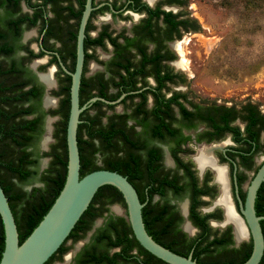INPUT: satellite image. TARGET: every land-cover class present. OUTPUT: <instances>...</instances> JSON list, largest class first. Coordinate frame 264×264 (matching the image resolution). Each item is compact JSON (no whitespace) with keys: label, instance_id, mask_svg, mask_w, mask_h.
<instances>
[{"label":"flooded vegetation","instance_id":"obj_1","mask_svg":"<svg viewBox=\"0 0 264 264\" xmlns=\"http://www.w3.org/2000/svg\"><path fill=\"white\" fill-rule=\"evenodd\" d=\"M87 3L88 0H0V85L6 88V95L11 96L19 90L18 87L22 91L34 88L38 97L23 103V106L35 104L45 113L44 117H56L54 125H51L54 131L60 114H51L50 111L60 108L67 95V87L70 96V73L75 69L78 33ZM173 5L181 7L184 0H90V11L83 29L79 105H86L84 110H87L89 116L100 117L102 125L111 117L125 124L129 136L144 144V152L155 149L158 156L154 161V174L168 175L169 178L177 175L180 184L190 180L187 172L194 175L198 186L202 188L198 197L202 204L198 210L209 204L205 199L213 200L214 204L223 209V212L218 208L211 211L216 217L208 219L209 225L212 219L221 220L223 217L219 222L221 225L225 221V209L218 203L223 189L228 195L233 213L244 222L235 190L237 186L238 194L244 202L247 186L264 161V131L260 129L263 123H257L253 129L258 131L256 141L250 145L238 143L239 139L232 132L221 130L219 126L223 124V112L233 108L229 112L227 124L238 126L243 132L246 121L241 117L248 111L242 105L196 103L187 92L174 88L176 84L184 82L183 74L175 70L174 66L186 70L178 64L181 55L177 47L180 45L184 49L185 44V41L179 39L183 32H195L197 29L192 18L180 10L173 11ZM168 12L171 15H167ZM128 62L137 64L138 68L143 66V70L134 76L135 83L130 86L132 89L126 87L129 85H125L124 79V66ZM158 66L161 67L160 73L157 72ZM172 74L175 76L172 77ZM174 93L185 96L179 98V101L192 114L183 116L180 106L176 104H171L169 111L165 106H160L165 109V113L168 112V115L163 114L165 121L170 123L168 128H175L178 133L169 134L164 127L161 135H155V127L159 122L153 113L154 107L159 98L169 99ZM95 97L97 99L93 100ZM107 101L116 102L110 104ZM234 114L238 115L235 117ZM257 115L264 118V112L259 108ZM179 138L181 143L174 154L172 149L176 147ZM192 142L195 150L189 148ZM201 153L208 157V164L199 165L196 158ZM96 156L100 157L99 154ZM176 158L187 165L188 170L179 165ZM166 164L170 167H166ZM219 168L223 171L224 185L217 179ZM148 181L145 173L136 180L140 193H148ZM241 194H244V198ZM173 199H183L179 205L180 210L172 202ZM165 202L174 205L182 216L183 220L178 226L181 231L187 238L195 237L198 228L188 217L191 205L189 192L174 195L167 190L164 197L154 194L151 198L152 204ZM113 204H105L107 210L101 215L84 219L76 234L60 245L61 251L56 253L51 264H168L150 255V252L140 250L136 245L130 249H124L127 246L125 242L114 245L118 239L115 233L108 236L99 231L107 221L114 220V216H121L111 209ZM185 208L188 209L187 219L196 228L192 234L186 229V218L183 216ZM219 215L220 218H217ZM225 223L231 224L232 243L226 245L228 248H239L243 243L252 241L248 232V240L243 238L236 245L234 224ZM242 224L245 228L246 225ZM226 227L216 229L218 233L210 235L209 239L221 236ZM178 246L177 250L180 251L181 247H185V242ZM116 253L119 255L110 260L109 257ZM189 254L192 257V252Z\"/></svg>","mask_w":264,"mask_h":264},{"label":"trees","instance_id":"obj_2","mask_svg":"<svg viewBox=\"0 0 264 264\" xmlns=\"http://www.w3.org/2000/svg\"><path fill=\"white\" fill-rule=\"evenodd\" d=\"M167 15H171V12H168ZM195 29H198L197 26ZM124 69L126 73L124 77L125 85H129L126 87L132 89L133 87L130 86L135 83L134 76L143 70V66L138 68L137 64L128 62ZM160 71L161 67L158 66L157 72L160 73ZM174 76L175 74H172V77ZM18 89L12 96L6 95V88L2 84L0 85V185L13 213L19 234V243H21L48 211L65 181L67 170L66 126L69 115V95L67 87V95L62 101L60 108L50 111L51 114L59 113L60 119L56 123L54 131L56 142L45 153L51 157V161L39 177V181L43 186H33L27 191L20 187L19 184L29 183L37 173L35 167L38 163V156L35 144L43 130L42 124L45 113L40 111L39 106L35 104L30 103L26 107L23 106V103L29 102L35 96L38 97L34 88L25 91H22L21 87H18ZM183 96L182 94L174 93L169 99L159 98L160 100L153 110L159 122L155 127V135H161L163 132L161 129L164 127L169 134L176 135L178 133L177 129L168 128L170 123L166 122L163 116V114L168 115V112L165 113V109H161L160 106H165L166 110L169 111L170 105L176 104L180 106L183 116L188 117L192 114L179 101V98ZM80 103L82 104V100ZM241 105L245 111H248L247 114L241 117L243 121H246L244 131L242 132L238 126L231 127L227 124L229 112L233 108H227L223 112V124L219 128L232 132L239 139L238 143L250 145V143L257 140L258 131L253 130L257 123H263L260 125V129L264 131V118L257 115L258 106L252 102L248 101ZM32 114L34 116L31 118L24 117ZM169 115L171 116L170 112ZM237 115L234 114L233 116L236 117ZM79 118L81 120L77 127V144L80 157L79 176L82 177L97 169L112 170L125 176L135 187L140 202H145L141 211L142 219L147 233L157 243L183 256H187L189 252H192V258L201 264H241L249 257L252 251L251 240L249 243H243L239 248H228L226 246L232 243L230 226L221 232V236L209 239L210 235L218 233L208 222L209 218H214L216 215L213 212L202 213L198 210V206L202 204V201L198 199L202 193V188L198 186V180L194 175L187 172L190 180L184 184L179 183L180 180L177 175L172 178H169L168 175H156L154 174L155 167H153L154 161L158 156L156 150L147 149L144 152V144L129 136L125 124L122 125L114 117H111L105 125H102L100 117L89 116L87 110L81 112ZM180 143L179 138L176 141V147L172 149L174 154L178 150ZM96 154L100 155L101 164H97ZM176 159L179 165L186 167L185 169L188 170L187 165L183 164L178 158ZM144 173L149 179L146 183L148 193L142 194L137 188L136 180L142 177ZM238 180H240V177ZM167 190L172 191L174 195H182L186 191L189 192L191 205L188 217L198 228L195 237L187 238L186 234L178 227L183 218L174 205L168 202L163 204L151 203V198L154 194L164 197ZM145 194L148 199H146ZM241 197L244 198V194H241ZM112 203H120L124 208L126 207L124 198L117 188L112 185L99 187L87 209L82 213L66 239L76 234L84 219L89 216L101 215L103 211L107 210L104 205ZM255 209L257 215H264V183L257 191ZM217 218H220V215ZM260 222L264 234V220ZM99 231L108 236L112 232L115 233L118 239L114 241V245L125 242L127 246L124 249H130L136 245L140 250L148 252L136 240L127 218L123 216H114V220L110 219L107 221L105 226ZM184 242L187 248L183 251L181 249L185 247H181L180 251L177 250L178 244ZM60 248L61 246L43 264H51L56 253L61 251ZM3 249L4 229L0 217V258ZM124 251L126 252V250ZM149 254L152 255L151 253ZM118 255L119 253H116L109 259L113 260ZM259 264H264V253Z\"/></svg>","mask_w":264,"mask_h":264},{"label":"rangeland","instance_id":"obj_3","mask_svg":"<svg viewBox=\"0 0 264 264\" xmlns=\"http://www.w3.org/2000/svg\"><path fill=\"white\" fill-rule=\"evenodd\" d=\"M171 9L175 12L180 10L192 18L198 28L195 32H183L179 39L185 41L188 67L184 70L174 66L184 76V82L176 84L174 88L187 92L196 103L239 106L249 101L264 112V0H184L183 6L173 5ZM56 120V117L52 118L50 125L53 126ZM43 121L42 133L35 144L37 173L29 183L19 184L27 191L33 186H43L39 177L51 161V157L45 153L56 142L54 127L50 134L47 133V116ZM48 135L50 140L44 147L42 142ZM193 146V142L189 144V148L195 150ZM183 157L191 159L190 156ZM100 159L97 157L98 163ZM166 167L170 165L166 164ZM216 185L219 189V185ZM205 200L209 204L200 209L202 213L216 208L223 212L222 207L214 204L213 200ZM182 201L172 200L178 210ZM115 204L119 205L124 215L125 208ZM110 212L114 214L112 210ZM222 219L210 220V226L222 229L231 225H221L219 222ZM244 240H248L247 231Z\"/></svg>","mask_w":264,"mask_h":264},{"label":"water","instance_id":"obj_4","mask_svg":"<svg viewBox=\"0 0 264 264\" xmlns=\"http://www.w3.org/2000/svg\"><path fill=\"white\" fill-rule=\"evenodd\" d=\"M89 11L90 0H88L78 33L75 69L74 72H69L71 75L70 108L66 126L67 170L64 184L48 211L21 243H19V234L13 213L0 185V217L4 229V249L0 264L45 263L67 238L82 213L87 209L95 192L103 185H112L121 192L126 206L124 209L125 214H121L119 205L115 204L119 207L120 212L114 211L113 206L111 209L115 214L127 218L136 240L144 249L168 264H200L192 259L191 254L188 256L179 255L157 243L147 233L141 212L144 203L140 202L136 189L125 176L107 169H97L82 177L79 176L80 157L77 144V127L81 121L79 118L80 113L86 107V105H79V86L83 66V29ZM95 99L97 98H93V100ZM98 99L106 101L103 98ZM116 101L107 102L112 104ZM51 120L52 117L48 115L46 130L49 134L52 130ZM48 137L50 140V135ZM46 145L47 143L43 146ZM263 181L264 161L247 186L244 202L241 200L236 186L239 212L243 218V223L246 225L245 228L248 229L246 231L249 232L252 239V251L241 264H259L264 252V236L260 224V220L264 219V216L256 215L254 208L257 189ZM187 215L188 209L183 213V216L186 218V223L192 228V232H189L192 234L196 228L187 219ZM235 241L236 245L240 243L236 239Z\"/></svg>","mask_w":264,"mask_h":264},{"label":"bare ground","instance_id":"obj_5","mask_svg":"<svg viewBox=\"0 0 264 264\" xmlns=\"http://www.w3.org/2000/svg\"><path fill=\"white\" fill-rule=\"evenodd\" d=\"M178 51L180 52V61H179V65L185 69H187L188 67V60L185 56V51L184 49L178 45ZM47 102H49V100H47ZM48 125V124H47ZM48 137V136H47ZM49 141V137L44 139V141L42 142L43 145H45L47 142ZM197 161L199 163V165H204V164H208V157L204 156L203 153H201L197 158ZM217 179L220 183H222L224 185V177H223V171L221 170V168L218 169V174H217ZM218 203L221 204L224 209H225V221L223 224H227L225 222H232L234 224V234L236 236L237 241H240L241 239L245 238L246 236V230L242 224V221L233 213L232 208L229 204V199H228V195L226 193V191L223 189L221 195L219 196L218 199ZM112 209L116 212H120V209L118 206L114 205L112 207ZM186 211V208L183 210V213ZM215 223V222H214ZM186 229L189 232H192V228L189 226V224H186Z\"/></svg>","mask_w":264,"mask_h":264}]
</instances>
